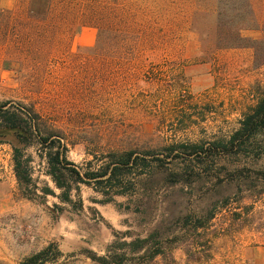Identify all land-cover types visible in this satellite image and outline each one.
<instances>
[{
	"label": "rangeland",
	"instance_id": "obj_1",
	"mask_svg": "<svg viewBox=\"0 0 264 264\" xmlns=\"http://www.w3.org/2000/svg\"><path fill=\"white\" fill-rule=\"evenodd\" d=\"M14 7L21 20L22 0H0V103L34 105L82 173L113 152L137 162L121 189L73 186L68 204L33 147L25 154L37 196L28 195L13 173L14 137L0 129V264L39 254L43 264H264V193L252 196L263 188L264 131L252 146L227 144L264 94V35L244 34L255 53L204 60L186 26L167 51L139 54L130 69L102 65L78 41L43 61L22 28L15 41Z\"/></svg>",
	"mask_w": 264,
	"mask_h": 264
},
{
	"label": "trees",
	"instance_id": "obj_2",
	"mask_svg": "<svg viewBox=\"0 0 264 264\" xmlns=\"http://www.w3.org/2000/svg\"><path fill=\"white\" fill-rule=\"evenodd\" d=\"M24 17L19 20L12 9V35L19 39L22 28L23 43L28 51L39 50L46 61L54 49L68 48L84 27L96 30V42L91 47H78L106 67H132V58L144 52L167 51L180 37L183 28L196 37L204 60L219 52L250 48L244 46L246 32L264 35V0H22ZM264 44V43H263ZM18 50V45H16ZM0 129L12 133L13 173L18 187L28 195L33 186L31 158L26 151L35 147L38 157L46 164V175L60 191L59 199L71 203L73 186L90 185L102 181V189H121L127 171L137 162L134 152H113L108 162L90 172L80 170L68 159V146L63 132L40 114L34 105L0 103ZM264 131V94L257 100L250 114L239 121L238 129L227 144L254 145ZM220 148H225L219 144ZM204 153L203 144L195 145ZM227 151V149H226ZM150 152H147V154ZM152 153V152H151ZM160 162L161 160L157 159ZM142 165L148 167L145 159ZM264 193V171L257 173ZM104 179V180H102ZM104 181V182H103ZM121 193V192H120ZM47 195L46 192H43ZM37 196V194H30ZM81 203V199H79ZM43 254L21 264H43Z\"/></svg>",
	"mask_w": 264,
	"mask_h": 264
},
{
	"label": "crops",
	"instance_id": "obj_3",
	"mask_svg": "<svg viewBox=\"0 0 264 264\" xmlns=\"http://www.w3.org/2000/svg\"><path fill=\"white\" fill-rule=\"evenodd\" d=\"M80 33L78 34V36L76 35L73 39V41H78V47H91L93 46V43L91 41L90 38L85 39L84 36L86 34H88L90 37L96 35V31L95 29L91 28V27H84L82 28L80 31Z\"/></svg>",
	"mask_w": 264,
	"mask_h": 264
}]
</instances>
